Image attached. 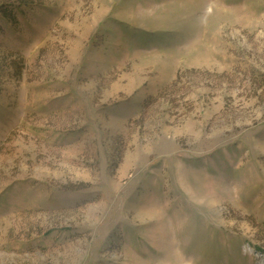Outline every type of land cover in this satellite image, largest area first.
<instances>
[{"label": "rangeland", "instance_id": "rangeland-1", "mask_svg": "<svg viewBox=\"0 0 264 264\" xmlns=\"http://www.w3.org/2000/svg\"><path fill=\"white\" fill-rule=\"evenodd\" d=\"M0 264H264V0H0Z\"/></svg>", "mask_w": 264, "mask_h": 264}]
</instances>
